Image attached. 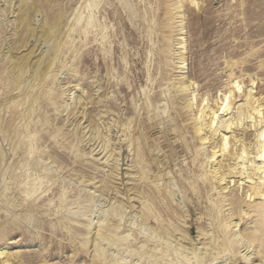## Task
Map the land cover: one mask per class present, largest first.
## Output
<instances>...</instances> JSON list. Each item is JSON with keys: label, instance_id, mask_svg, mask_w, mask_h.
<instances>
[{"label": "rangeland", "instance_id": "374dc122", "mask_svg": "<svg viewBox=\"0 0 264 264\" xmlns=\"http://www.w3.org/2000/svg\"><path fill=\"white\" fill-rule=\"evenodd\" d=\"M31 1L34 34L19 48ZM56 19L49 74L28 68L15 87V62L50 50L39 30ZM235 79L253 80L264 104V0H0L10 264H264V201L208 182L215 163L193 130L201 104L228 97Z\"/></svg>", "mask_w": 264, "mask_h": 264}, {"label": "bare ground", "instance_id": "6f19581e", "mask_svg": "<svg viewBox=\"0 0 264 264\" xmlns=\"http://www.w3.org/2000/svg\"><path fill=\"white\" fill-rule=\"evenodd\" d=\"M24 1L19 0L20 5ZM31 2L32 4L25 13L20 10L18 12L16 42L19 48L23 47L28 37H32L34 34V29L31 26V14L35 10V3ZM59 26L57 19L48 26H41L40 36L43 41L45 40V43L47 41L51 44V48L49 47L48 52L41 54L32 67H28V57L14 61L12 72L15 75L12 78L15 87L19 82L21 83L20 79L27 73L28 68L34 78L39 80L51 70L60 45L55 38ZM184 64H181L182 68ZM190 84L184 81L179 83L178 91L185 97H188V94L191 95ZM254 84L255 82L250 80V86L245 89L242 86V80L235 79L228 89V97L218 99L219 102L217 101L214 106L202 103L198 114L193 119V130L201 145L209 144L208 162L209 164L215 163L213 170H205L207 181L218 185L222 192L230 187H237L242 191L248 205L256 201H264V104L261 102L262 99L257 98L253 92ZM240 96L243 98V102L241 101L242 103L237 107V113H235L233 111L235 110V97ZM250 137H252L251 140H249ZM243 213L244 217L248 215L246 211ZM224 227L231 230L233 236H238L236 235L238 224L225 223ZM213 245L212 250H217L220 246L224 247L222 241L220 244L216 241ZM202 255L206 258V252ZM240 257L243 260L248 259L246 255ZM200 258L202 259V257ZM0 264H10L9 255L1 249Z\"/></svg>", "mask_w": 264, "mask_h": 264}]
</instances>
